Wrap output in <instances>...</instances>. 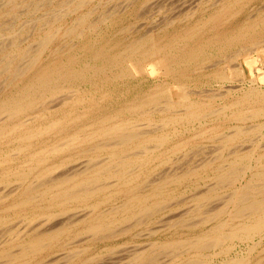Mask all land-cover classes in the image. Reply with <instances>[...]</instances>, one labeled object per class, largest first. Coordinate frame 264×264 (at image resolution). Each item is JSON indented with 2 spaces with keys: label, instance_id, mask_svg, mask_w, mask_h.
Listing matches in <instances>:
<instances>
[{
  "label": "bare ground",
  "instance_id": "obj_1",
  "mask_svg": "<svg viewBox=\"0 0 264 264\" xmlns=\"http://www.w3.org/2000/svg\"><path fill=\"white\" fill-rule=\"evenodd\" d=\"M94 1L60 0V9L37 17L42 27L32 49L21 46L19 33L14 31L0 43V78L7 83L0 97V228L7 223L19 224L9 222L15 216H22L18 218L24 222L21 229L9 224L0 230V264H129L122 260L125 254L134 264H248L246 256L229 253L235 241H252L248 253L264 243V121L258 120L264 118V90L251 82L235 100L225 101L219 113L215 108L208 110V100L215 94H205L204 89L190 91L188 82L190 72L210 59L205 52L209 46L221 54L240 46L234 54L224 55L227 59L241 55V51L258 52L264 43V11L254 18L246 17L235 27L231 26L234 18L244 12L250 0H220L206 15V10L198 7L196 19L197 9L184 13L174 25L179 30L171 35L167 26L175 22L162 18L156 25L149 22L154 28L146 32L144 28V33L131 37H124L131 33L130 23L121 25L114 40L104 37V28L117 26L127 14L134 20L144 16L148 0H123L97 20L89 18ZM36 2L3 0L0 18L15 15L22 5L35 10ZM75 49L86 59L77 67ZM214 64L212 79L227 81L222 68ZM237 68L234 72L238 74ZM156 70L163 79L156 78L143 94L124 98L122 103L119 100V107L108 113H96L100 106L94 93L100 87L95 81L101 80V75L110 73L108 79L131 76L138 81ZM85 81L89 88L81 90L80 82ZM220 90V95L231 91ZM98 94V99L112 98L107 90ZM119 95L123 98L126 93ZM155 113L157 123L152 121ZM222 128L227 131L219 134ZM204 136L218 146L211 149L212 155L198 152V148L206 158H200L203 161L196 164L198 168H187L186 164L180 173L162 172L149 178L158 166L173 159L172 154L195 150ZM83 156L87 161L80 163ZM203 177L212 182H204V189L191 196L192 208L177 214L169 210L171 215L165 213L168 217L155 220L157 214L165 215L166 202L182 184L195 186ZM222 190L227 194L217 200ZM213 200L218 203L212 204ZM170 220L173 234L149 242L146 249L140 245L120 249L122 257L108 256L98 263L92 261L100 256L96 252L95 257L82 261L91 249L82 246L84 241H109L142 226ZM181 232L186 234L181 236ZM117 247L112 244L108 250ZM221 255L223 258L216 260ZM48 256L51 260L43 262ZM259 260L254 264L263 263Z\"/></svg>",
  "mask_w": 264,
  "mask_h": 264
},
{
  "label": "rangeland",
  "instance_id": "obj_2",
  "mask_svg": "<svg viewBox=\"0 0 264 264\" xmlns=\"http://www.w3.org/2000/svg\"><path fill=\"white\" fill-rule=\"evenodd\" d=\"M1 2L3 1V0H0ZM60 0H46V1H44V0H42V4L41 3H39V2H41V0H37V2H38V4H40V6L38 5V4H36V7L37 8H34L35 10H27V9H25V7L26 6H24V5H22V6H19V7H17L16 8V13H15V15H7V14H5L4 16L2 15V17L0 18V35L2 36H0V43H1V41L2 42H5L6 41V39L10 36V35H13V33L14 32H16V34H18L19 33V35H18V38H19V40H20V42H21V46H24L26 49L27 48H30V49H32V47H35L36 45H37V41L36 40H38L39 38V29L42 27V22L41 21H37L38 19H37V17L38 18H40V17H44V15H45V17H47V15H50L51 14V12L53 13V12H55L54 10L56 9V11L58 10V9H60V7H58L59 6V2ZM157 1H160V0H157ZM155 2V0L153 1V0H148L147 1V7H146V9L147 10H145V12L146 13H144L143 15L144 16H142V17H140V18H138V19H135L134 20V18H132L131 16L129 17L128 16V14L127 15H124V17L125 16H127V17H123L122 16V18H121V20L119 19L118 21L120 22V21H122L123 20V18H124V21H122V22H120L117 26H114V27H111V26H109L107 29L106 28H104L105 29V31H104V29H103V35H104V37L106 36V37H110L111 36V38H115V39H117L118 38V35H117V32L120 30L119 28H121L120 26L121 25H127V23L129 24L130 23V25L132 26V28H130V30H131V33H126V34H124V37H126L127 35H129V37H131V36H134V35H138V34H140V33H144V32H146L147 31V29L148 30H150V28L152 27V28H154L153 26H150V25H152V24H150L151 22L152 23H154L155 25H156V21H158V23H160L161 21H162V18H163V21H165V19H166V21H168V20H173L175 23H173V25H171V26H167V28H168V33L171 35L172 33V31L173 30H175V29H177L174 25L176 24V22L177 21H179L181 18L183 19V17L182 16H185V14L186 13H189V12H193V10H196L197 9V11H196V13L193 15L194 16V18L196 17H198V15H199V13L200 12H198V10H199V8H204L206 11L203 13L204 15H206V13L207 12H210L209 10H210V7H212L214 4H216L217 5V3L219 4L220 3V0L218 1V0H180V2H178L179 0H161V2H159V4H161V5H159L158 4V2ZM166 1H169L170 3H168L167 2V5H166ZM172 1V2H171ZM174 1V2H173ZM177 1V2H176ZM183 2V4H182V6H181V3ZM184 1H187V2H184ZM200 1V2H199ZM213 1V2H212ZM0 2V3H1ZM36 2V3H37ZM122 2H124L123 0H95L94 2H93V5H92V8H93V13L92 14H90V19H98L99 17H101L100 15L102 14L103 15V13H104V11L105 10H111L112 8H113V5L114 6H117L118 4H122ZM152 2V5H150V4H148V3H151ZM165 2V3H164ZM45 3V4H44ZM46 3H48V4H46ZM51 3V4H50ZM96 3V4H95ZM154 3H156V5H153ZM162 3H164L163 4V6H162ZM178 3V4H177ZM186 3V4H185ZM197 3V4H196ZM203 3V4H202ZM214 3V4H213ZM171 4V5H170ZM211 4V5H210ZM42 5V6H41ZM108 5V6H107ZM158 5V7H156ZM166 7H165V6ZM180 7V9H179V7ZM207 5V6H206ZM107 6V7H106ZM149 6V7H148ZM184 6V7H183ZM187 6V7H186ZM259 6V7H258ZM21 7H24V8H21ZM41 7V8H40ZM110 7H112L111 9H110ZM155 7V8H154ZM163 7V8H162ZM174 7V8H173ZM197 7V8H196ZM199 7V8H198ZM149 8V9H148ZM153 8V9H152ZM182 8V9H181ZM184 8V9H183ZM186 8V9H185ZM190 8H192V9H190ZM213 8H215V6H213ZM17 9H18V11H20V13L17 11ZM22 9V10H21ZM38 9V10H37ZM179 9V10H178ZM52 10V11H51ZM170 10V11H169ZM31 11V12H30ZM35 11V12H34ZM45 11V12H44ZM178 11V12H177ZM264 11V0H250L249 1V3L247 4V6L245 7V10H244V12L243 13H241V14H238L235 18H234V20H233V23L231 24V26L233 25V26H235V27H237V25L240 23V22H243L244 20H246L245 18L246 17H249L250 16V19L251 18H254V16L257 14V16L260 14V13H262ZM17 12H18V14H17ZM106 12V11H105ZM256 12V13H255ZM32 13V15H30ZM42 13H43V15H42ZM150 13L152 14V15H150ZM170 13V14H169ZM185 13V14H184ZM173 14H174V16H173ZM251 14V15H250ZM262 14H264V12L262 13ZM17 15V16H16ZM241 15V16H240ZM253 15V16H252ZM99 16V17H98ZM170 18H169V17ZM256 16V17H257ZM9 17V18H8ZM15 17V18H14ZM18 17V18H17ZM36 17V18H35ZM94 17V18H93ZM97 17V18H96ZM14 18V19H13ZM35 18V19H34ZM193 18V19H194ZM195 18V19H196ZM168 19V20H167ZM12 20V21H11ZM159 20H161V21H159ZM68 21H69V19H68ZM127 21V22H126ZM154 21V22H153ZM70 22V21H69ZM134 22V24L132 25V23ZM150 22V23H149ZM9 23L11 24V25H13V26H10V28H9ZM41 25H39V24ZM22 24V25H21ZM183 23H181V25H182ZM38 25V26H37ZM184 25V24H183ZM24 26V27H23ZM27 26V27H26ZM32 26V27H31ZM146 26L148 27L149 26V28H146ZM5 27V28H4ZM12 27V28H11ZM20 27H22L21 29H20ZM119 27V28H118ZM139 29H138V28ZM172 27H174V29H172ZM143 28V29H142ZM144 28H145V31L143 32V30H144ZM151 28V29H152ZM13 29V30H12ZM17 29V30H16ZM28 29V30H27ZM32 29V30H31ZM37 29V30H36ZM135 29H138V30H136L135 31ZM12 30V33L11 34H9L10 33V31ZM114 30V31H113ZM135 32H134V31ZM179 30V28L177 29V30H175V32L176 31H178ZM14 31V32H13ZM18 31V32H17ZM115 31H117L116 33H114ZM130 32V31H129ZM133 32V33H132ZM114 33V34H113ZM136 33V34H135ZM111 34V35H110ZM132 34V35H131ZM8 35V36H7ZM108 35V36H107ZM113 35V36H112ZM117 37H116V36ZM123 36V35H122ZM169 36V35H168ZM6 37V38H5ZM11 37V36H10ZM22 37V38H21ZM105 37V38H106ZM119 37H121V36H119ZM113 38V39H114ZM114 39V40H115ZM36 41V42H35ZM36 43V44H35ZM35 44V45H34ZM28 45V46H27ZM30 45V46H29ZM213 47V48H212ZM240 46H236V47H233L232 49H229V50H227L225 53H223V54H221V53H218L217 52V49H216V47H214V46H209V48L210 49H208V47L207 48H205L206 50H205V52H206V54H208V58H210V59H208V60H206L203 64H201L200 65V67L201 68H203V69H201L200 67L198 68V69H195L193 72H190V81L188 82V86H189V89H190V91H192V90H203L204 92H205V94H209V95H213V94H215V95H213V97H211V99H209L208 100V104H209V106L210 107H208V110L209 111H211V109H212V111L214 110V108H215V111L216 112H219V113H221V107H223V105H225V104H227L228 102H230V101H232V100H235L237 97H239L243 92H245V90H247L252 84L253 85H255L256 87H259L260 89H262L263 88V90H264V43H261L260 45H259V49H258V52H254V51H251V52H243V51H241V55H239V56H236V57H234V56H232V57H229V58H231V59H233V60H231V59H227V58H225L224 57V55H226V56H230V55H232V54H234V52H235V50L236 49H238ZM34 49V48H33ZM77 49V48H76ZM75 49V54L77 55H75L76 57H77V61H76V63L74 64V66L75 67H77L78 65H80V64H82L84 61H86V59H85V57L83 58L82 57V52L81 51H77ZM212 49H213V51H212ZM241 50H242V48H241ZM261 52V53H260ZM81 53V54H80ZM214 53V54H213ZM232 53V54H231ZM48 52L47 53H45L44 54V56H45V59L47 58L48 59ZM211 54V55H210ZM44 56H43V58H44ZM212 56V57H211ZM1 57H2V54L0 53V59H1ZM78 57L80 58V59H78ZM225 58V59H224ZM234 58H236V59H234ZM82 60H83V62H82ZM78 61H79V63H78ZM82 63H81V62ZM89 61V60H88ZM234 61V62H233ZM92 62V61H91ZM97 63V62H96ZM210 63V64H209ZM214 63H216V64H214ZM237 63H239V64H237ZM218 65L219 67H221L222 68V71L224 72V74H226L227 76H228V79H227V81H224V82H220V81H218V80H216L215 78H214V80L212 79V70L214 69V68H212V66L211 65ZM237 64V65H236ZM151 65H153V64H151ZM207 65V66H206ZM236 65V66H235ZM197 66H199V65H197ZM204 66V67H203ZM237 66H238V68H237ZM237 68L239 71H238V74L237 73H235L234 72V70H235V68ZM193 69V68H192ZM211 69V70H210ZM224 69V70H223ZM215 70V69H214ZM196 72H197V74H196ZM209 72V74L210 75H207V73ZM236 72H237V70H236ZM201 73V74H200ZM194 74H196V75H194ZM199 74V75H198ZM205 74V75H204ZM241 74V75H240ZM235 75V76H234ZM237 75V76H236ZM108 76H110V73H106L105 75H101L100 76V79L101 80H96L95 82L97 83V87L99 86L100 88H98V90L96 91V93H94V98H95V100L98 102V106H100V110L99 111H96V113H102V114H105V113H108V112H110V111H112V110H114L115 108L114 107H119V105H118V102H119V100L121 101L120 103H122L123 101H124V98H127L128 100H130L131 99V97L133 98V96H137L138 94H143V92L144 91H146L147 90V88H149V87H151L152 85H153V83L155 82V81H157V79H163V77H162V75L160 74V71L159 70H156L150 77H148V78H146L145 80H140V79H138V81H140L139 83H138V81H137V79L136 78H134V77H131V76H129L128 78H123V79H120V78H117V79H108L107 77ZM192 76V77H191ZM200 76V77H199ZM152 77V78H151ZM157 78V79H156ZM1 79H3L2 81H3V83H2V81H1ZM105 79V80H104ZM136 79V80H135ZM109 80H110V82H109ZM232 80V81H231ZM0 81H1V83H2V86H1V83H0V97L1 96H3V94H5V91L7 90V83H6V79L4 80V78L2 77V78H0ZM143 81V82H142ZM250 81V82H249ZM254 81V82H253ZM104 82V83H103ZM251 82H252V84H251ZM223 83V84H222ZM102 85V86H101ZM258 85V86H257ZM86 87V88H85ZM228 88V89H231V91L229 92V93H227V94H222V95H220V94H218V93H220L219 92V90L221 89L222 91L225 89V88ZM231 87V88H230ZM79 88L81 89V88H84V89H88L89 88V85H88V82L87 81H85V82H80V86H79ZM202 88V89H201ZM224 88V89H223ZM84 89H81V90H84ZM125 89V90H124ZM146 89V90H145ZM206 89V90H205ZM105 90H107L109 93H111L112 94V98H109V97H104V98H102V99H98L99 98V92H101V91H105ZM196 90V91H197ZM220 90V91H221ZM121 91H124L125 93H126V96L124 97L123 96V98H122V96H120L119 95V93L121 92ZM127 91V92H126ZM7 92H9V90L7 91ZM113 92V93H112ZM141 92V93H140ZM137 93V94H136ZM119 96V99H118V96ZM191 97H193V98H198V97H196V96H191ZM130 98V99H129ZM123 99V100H122ZM203 99H207V98H203ZM203 99H201V100H203ZM232 99V100H231ZM114 100V101H113ZM199 100H200V98H199ZM242 100V99H241ZM227 103H226V102ZM207 102V101H206ZM107 106V107H106ZM107 108V109H106ZM111 108V109H110ZM210 108V109H209ZM106 110V111H105ZM107 110H109V111H107ZM207 110V111H208ZM158 115H156V113L154 114V117H153V119L154 120H152L153 122H156L157 120H158ZM157 119V120H156ZM258 120L259 121H264V118H258ZM141 121H139V123H140ZM157 123V122H156ZM207 123H209L208 122V120H207ZM246 123L247 124H249L250 123V121L248 122V121H246ZM141 124H143V122H141ZM251 124V123H250ZM207 126V128H209V127H211V124L209 123V124H207L206 125ZM227 130L226 129H224V128H222V129H220L219 130V134H220V132H222V134L223 133H225ZM264 133V132H263ZM190 134V133H189ZM205 139V140H204ZM198 142H201V143H198V147H195L194 149L195 150H193V148H188L187 149V158H182V156L183 155H185L186 153L184 152V154H183V152H179V153H176V154H172L171 156H172V158L173 159H171V161L170 162H168V163H166V164H163V166L162 165H160V166H158L157 168H156V170H155V172H154V174L152 173L151 174V177H149L150 179L151 178H157V175L158 176H160L159 174H162V172H173V171H175V172H178V173H180L181 171H184L185 170V168H186V166H187V168H190L191 167V169H192V167H194V168H196L198 165H196V164H200V163H202V161L203 160H205L206 158L201 154V153H198V152H204V151H207L208 152V154H211L212 155V151H211V149H213V148H215L216 149V145L218 146V144H216V142H214V141H210L209 139H206V137L204 136V138H201V139H199L198 140ZM264 141H262L261 143H262V146L264 147V143H263ZM214 144V145H213ZM216 144V145H215ZM205 145V146H204ZM247 145H249V144H247ZM261 146V148H263ZM202 147V148H201ZM210 147V148H209ZM245 147H247L246 145H245ZM198 148H199V151L197 152V150H198ZM209 149V150H208ZM215 149H213V150H215ZM8 150H10V149H8ZM209 151L211 152V153H209ZM191 152V153H190ZM193 153H195V154H193ZM198 153V154H197ZM192 154V155H191ZM178 155V156H177ZM202 155V156H201ZM194 156H196V157H194ZM179 157V158H178ZM202 157H204V158H202ZM88 158V157H87ZM86 158V156H83V158L81 157V158H79V162L80 163H83V161L85 162V161H87V160H85V159H87ZM177 158V159H176ZM203 159V160H201V159ZM82 159H83V161H82ZM181 159V160H180ZM184 161H183V160ZM179 160V161H178ZM188 160V161H187ZM175 161V162H174ZM183 162V163H182ZM74 163V162H73ZM76 163V162H75ZM187 164V165H186ZM70 166L69 167H71V163L69 164ZM180 165V166H179ZM186 165V166H185ZM194 165V166H193ZM68 166V165H67ZM66 166V167H67ZM181 167V168H180ZM184 168V169H183ZM198 168V167H197ZM165 170V171H164ZM180 171V172H179ZM156 173V174H155ZM159 173V174H158ZM177 173V174H178ZM209 179V180H208ZM209 181V183L210 182H212V181H210V177H203V179L202 180H199V182L196 184L198 187H196V185L194 186V184H192V185H186V184H182V186L178 189V191L176 192V195L174 196V197H172V198H170L169 200H168V202H166V204H165V206L167 205V207H168V205L169 204H171V205H169V207L167 208H165L164 207V210H163V214H165V213H167L168 215H171V214H173L174 212H176V213H174V214H177V213H179L180 211H182V212H184L183 210H187L188 208H192V206H193V200L191 199V196H193V194H196L197 192H201L202 190L201 189H204L203 187L204 186H202L203 185V183L204 182H208ZM201 185V186H200ZM193 186H194V188L195 189H193ZM201 190V191H200ZM196 192V193H195ZM223 193H224V195L225 194H227V192L226 191H224V190H222L221 192H220V196H218L216 199L217 200H219V199H221V196H224L223 195ZM173 200V201H172ZM213 202H214V205H215V203H218V201H215V200H213V201H211V203L213 204ZM168 203V204H167ZM193 203V204H192ZM170 206H172L171 208H170ZM103 208H106V207H103ZM169 210H173V212L171 213V211H169ZM169 212L171 213V214H169ZM182 212H180V213H182ZM161 215V216H160ZM168 215H162L161 213H159V214H157V216H156V218H155V220H158V219H160V218H162V217H168ZM19 218L20 217H22V216H18ZM17 217V219H19ZM13 218V217H12ZM12 218H10L9 219V222H12V223H19V224H13L14 226H16V228H20L19 226H21V228H23L24 227V224H23V226L21 225L22 224V222H23V220L21 221L20 219L19 220H17L16 219V216L14 217L15 219L13 220ZM22 219V218H21ZM10 220H12V221H10ZM175 220V219H174ZM173 220V221H174ZM193 220V219H192ZM24 223V222H23ZM168 223V224H167ZM163 222V223H161L160 225H159V223H152V224H150V225H148V226H146L147 228H145V226H142V227H140V228H137V229H134L133 231H130V233L128 232L127 234H123V235H119V236H116V238H113V239H111V240H107V241H103V242H101V241H98V242H95V243H92V241H84V244L82 245V246H91V249H92V251H91V249L89 250V251H87V253H86V255H88L89 254V256H86L85 254H84V257H82L83 258V260L82 261H84V259L85 260H87L88 259V257H91L92 258V256H96V252L97 253H100V256H99V254L97 255V256H99V258H97V257H95V259H93L92 261H97L98 259H100V260H107V258H108V256H110L109 258H111V257H114L115 259H116V257H118V258H120V257H122V255H123V252H121V250L120 249H132V248H134L133 246H135V247H137L138 245H140L139 247H141V246H144L143 248H148V246H147V244L149 245V242H151V241H156L157 239L158 240H161V239H164V238H167L168 237V235H169V237L173 234V233H171V231H172V228H174V227H171L170 225L171 224H173L172 223V221L170 220V222ZM171 223V224H170ZM9 224L10 223H7L5 226L6 227H12L13 225L12 224H10V226H9ZM158 224V225H157ZM126 225H128V224H126ZM156 225V226H155ZM5 226H3V229L2 228H0V230L2 231V230H4V228H5ZM13 226V227H14ZM164 226V227H163ZM2 227V226H1ZM20 228V229H21ZM145 228V229H144ZM148 228H150V231H148ZM151 229H152V233L154 232V231H156L155 233H150L151 232ZM135 230H136V232L137 233H139L138 234V236H133L134 235V233H136L135 232ZM154 230V231H153ZM183 230H185V229H183ZM149 233H148V232ZM132 233V234H131ZM183 233H185L186 234V232H183ZM183 233L181 232V233H179L181 236L183 235ZM143 234H145V235H143ZM150 234V235H149ZM179 234H177V235H179ZM184 234V235H185ZM183 235V236H184ZM122 236V237H121ZM131 237V238H130ZM134 237V238H133ZM0 238H3V237H1L0 236ZM132 239V240H131ZM89 242H91V243H89ZM99 242H100V244H99ZM106 242V243H105ZM113 242H115V244L113 243ZM237 242H239V241H235L234 243H233V249H232V251H230V253L232 254H230L229 253V256H233L235 253H240V254H242V256H246L247 258H248V264L250 263V264H254V262H256V261H258V258L260 259H262V260H259L260 261V263H262V264H264V243H260V244H258V246L256 245V247L254 248V251H252L251 253H248L247 251H248V248H250V247H253V243H252V241L251 242H239V243H237ZM111 243V244H110ZM118 243V244H117ZM252 243V244H251ZM107 244V245H106ZM108 244H109V246H108ZM112 244H113V247L115 246V248L117 247V246H119V247H117L118 248V250L116 249V250H108V248L109 247H111L112 246ZM117 244V245H116ZM122 244L123 246H120V245ZM126 244V245H125ZM127 244H128V246H127ZM135 244H137V245H135ZM72 245V244H71ZM96 245H97V247H96ZM132 245V247L130 248L129 246H131ZM250 245V246H249ZM252 245V246H251ZM67 246H70V244L69 245H67ZM108 246V247H107ZM102 247H105V249L103 248V249H101ZM123 247V248H122ZM126 247V248H125ZM95 248V249H94ZM69 249V248H68ZM263 249V250H262ZM71 250V249H70ZM100 250V251H99ZM106 250V251H105ZM67 250H65V251H60L61 253H63V252H66ZM90 252H91V254H90ZM103 252V253H102ZM106 252H109L108 254L106 253ZM117 254V256H115V253ZM120 252V253H119ZM111 253V254H110ZM244 253V254H243ZM248 253V254H247ZM70 254V252L68 253V255ZM102 254V255H101ZM104 254V255H103ZM114 254V255H113ZM113 255V256H112ZM126 255L127 254H125V255H123V257H125V259L122 257V260L124 261L125 260V262H127V263H129V264H134V262H133V260H129L128 258H130L131 259V256L130 257H128V258H126ZM83 256V255H82ZM106 258H105V257ZM224 256V255H223ZM223 256L221 255V256H218V257H216V260H221V258H223ZM49 257L50 256H48V257H45V258H43L42 260H44L43 262H49L50 260H51V258H52V256L50 257V259H49ZM93 257V258H94ZM105 258V259H103V258ZM46 258H48L47 260H49V261H47L46 260ZM87 258V259H86ZM108 258V259H109ZM250 258H251V260H250ZM128 259V260H127ZM257 259V260H256ZM46 260V261H45ZM129 261H132V262H129ZM98 262H101V261H97V263Z\"/></svg>",
  "mask_w": 264,
  "mask_h": 264
}]
</instances>
